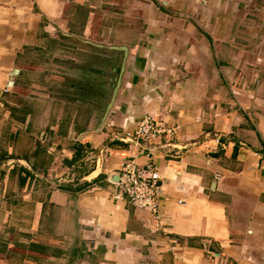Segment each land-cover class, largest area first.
<instances>
[{"label": "crops", "instance_id": "obj_1", "mask_svg": "<svg viewBox=\"0 0 264 264\" xmlns=\"http://www.w3.org/2000/svg\"><path fill=\"white\" fill-rule=\"evenodd\" d=\"M0 140V264H264V0H0Z\"/></svg>", "mask_w": 264, "mask_h": 264}, {"label": "built area", "instance_id": "obj_2", "mask_svg": "<svg viewBox=\"0 0 264 264\" xmlns=\"http://www.w3.org/2000/svg\"><path fill=\"white\" fill-rule=\"evenodd\" d=\"M200 1L207 3L208 0ZM175 129L166 128L158 117L146 115L138 121L135 130L128 133L127 138L132 137L136 141L149 142L151 138L161 133L173 134ZM118 179L119 191L116 193V198L126 197L138 207L158 215L164 194V185L160 183L161 174L156 165L141 166L135 160H128L119 173Z\"/></svg>", "mask_w": 264, "mask_h": 264}, {"label": "trees", "instance_id": "obj_3", "mask_svg": "<svg viewBox=\"0 0 264 264\" xmlns=\"http://www.w3.org/2000/svg\"><path fill=\"white\" fill-rule=\"evenodd\" d=\"M6 107L10 108V110H11V118L13 120H16V121L17 120H21V121L25 120L27 114L29 113V110L24 108V107L23 108H16L15 106H9L8 104H6ZM4 139L6 140V142H5L6 144L10 141L8 133L6 134V136H4ZM2 140H0V142ZM27 141L32 142V138H30V137L24 138L21 135H18L15 138H11L10 142L12 143V145H14V151L15 152L13 153V155L15 157H20V155H24L26 158H29V156H30L29 155L30 147H29V149L26 148L27 150L25 152L24 148L19 149V147L17 146V144L19 146L20 145L25 146ZM7 146H8V144H7ZM15 146H17L16 150L18 149V152L15 150ZM7 153H8V149H7L6 145H3L2 150H1V158L5 159L7 157ZM36 154L39 157L40 156L39 155L40 154V150H37Z\"/></svg>", "mask_w": 264, "mask_h": 264}, {"label": "water", "instance_id": "obj_4", "mask_svg": "<svg viewBox=\"0 0 264 264\" xmlns=\"http://www.w3.org/2000/svg\"><path fill=\"white\" fill-rule=\"evenodd\" d=\"M114 48H122L123 50H125V58H124V61H123V64H122V68H121V72H120V77L118 79V82H117V85L115 86V89H114V92H113V96H112V100L108 106V111L111 109V107L113 106V103H114V100H115V97L118 93V90L120 88V85L122 83V73L124 72L125 70V64H126V58L128 56V50L125 46H113ZM16 72H19V70H16Z\"/></svg>", "mask_w": 264, "mask_h": 264}]
</instances>
